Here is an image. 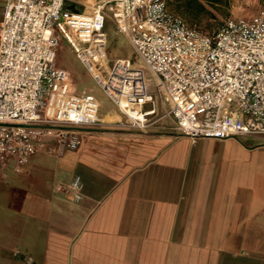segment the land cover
<instances>
[{
  "label": "crops",
  "instance_id": "obj_1",
  "mask_svg": "<svg viewBox=\"0 0 264 264\" xmlns=\"http://www.w3.org/2000/svg\"><path fill=\"white\" fill-rule=\"evenodd\" d=\"M157 105L151 129L110 109L114 123L77 127L76 150L8 163L0 264H264V136L192 140ZM76 175L79 202L55 189Z\"/></svg>",
  "mask_w": 264,
  "mask_h": 264
},
{
  "label": "built area",
  "instance_id": "obj_2",
  "mask_svg": "<svg viewBox=\"0 0 264 264\" xmlns=\"http://www.w3.org/2000/svg\"><path fill=\"white\" fill-rule=\"evenodd\" d=\"M74 3L83 5L82 0H2L0 176L8 163L17 172L39 150L57 155L76 150L77 127L101 123L99 101L69 90L70 73L56 62L60 38L125 115L126 126H147L158 96L169 106L165 114L178 135L264 136V6L205 33L170 10L168 0H104L81 12ZM106 14L142 66L108 60ZM147 75L154 79L153 91ZM121 99L141 118L130 116ZM55 189L79 202L83 184L76 175Z\"/></svg>",
  "mask_w": 264,
  "mask_h": 264
},
{
  "label": "rangeland",
  "instance_id": "obj_3",
  "mask_svg": "<svg viewBox=\"0 0 264 264\" xmlns=\"http://www.w3.org/2000/svg\"><path fill=\"white\" fill-rule=\"evenodd\" d=\"M200 1L204 3L205 7H198L197 3L193 0H168V7L173 12L179 14L187 24L195 26L202 32L212 33L226 19L251 16L256 14L264 6V0H222L216 5L207 1ZM103 2L104 0H93L91 3L88 0H82L83 5L81 3H74V8L79 12L83 11L84 8L91 10L94 5L97 6ZM68 4L73 5L72 3ZM103 33L106 37V53L110 62L118 59H129L131 60L132 66H142L138 60L134 59L132 45L123 33L116 30L109 14L105 15ZM56 62L59 66L69 71L71 76L69 90L71 92L90 94L99 101L101 105L99 117H102V114H107V121L114 123L113 119L117 114L120 116V121L117 123L121 127L135 130H148L159 125L160 108L157 109L155 114L149 117L147 121L148 125L145 127H130L124 125L126 120L125 115L113 105L63 38L59 39ZM146 78L150 89L153 91L154 79L149 75ZM155 98L159 100L158 96ZM110 109H113L116 114L112 111L109 112ZM254 140L259 141L261 139L256 137Z\"/></svg>",
  "mask_w": 264,
  "mask_h": 264
},
{
  "label": "bare ground",
  "instance_id": "obj_4",
  "mask_svg": "<svg viewBox=\"0 0 264 264\" xmlns=\"http://www.w3.org/2000/svg\"><path fill=\"white\" fill-rule=\"evenodd\" d=\"M90 3L93 2V0H88ZM119 104L121 107H123L130 116H133L135 118H141V115L138 113V112H135V111H132L130 109H127V105H126V102L124 100H119Z\"/></svg>",
  "mask_w": 264,
  "mask_h": 264
},
{
  "label": "trees",
  "instance_id": "obj_5",
  "mask_svg": "<svg viewBox=\"0 0 264 264\" xmlns=\"http://www.w3.org/2000/svg\"><path fill=\"white\" fill-rule=\"evenodd\" d=\"M189 1H191V0H189ZM193 1H195L197 3L198 7H205V5H204V3H202V1H200V0H193ZM203 1H207L213 5H216L219 2H221L222 0H203Z\"/></svg>",
  "mask_w": 264,
  "mask_h": 264
}]
</instances>
